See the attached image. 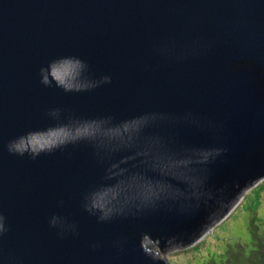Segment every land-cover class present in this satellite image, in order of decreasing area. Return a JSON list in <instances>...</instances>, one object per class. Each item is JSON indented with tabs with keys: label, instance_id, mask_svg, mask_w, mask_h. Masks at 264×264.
<instances>
[{
	"label": "water",
	"instance_id": "water-1",
	"mask_svg": "<svg viewBox=\"0 0 264 264\" xmlns=\"http://www.w3.org/2000/svg\"><path fill=\"white\" fill-rule=\"evenodd\" d=\"M264 178V0H0V264H171Z\"/></svg>",
	"mask_w": 264,
	"mask_h": 264
},
{
	"label": "rangeland",
	"instance_id": "rangeland-1",
	"mask_svg": "<svg viewBox=\"0 0 264 264\" xmlns=\"http://www.w3.org/2000/svg\"><path fill=\"white\" fill-rule=\"evenodd\" d=\"M256 214L259 226H264V178L249 188L228 215L218 222L199 241L188 249L167 253L171 264H204L210 256L223 254L228 245L236 242L251 247L250 217Z\"/></svg>",
	"mask_w": 264,
	"mask_h": 264
},
{
	"label": "trees",
	"instance_id": "trees-1",
	"mask_svg": "<svg viewBox=\"0 0 264 264\" xmlns=\"http://www.w3.org/2000/svg\"><path fill=\"white\" fill-rule=\"evenodd\" d=\"M249 231L251 247L236 242L228 245L223 254L208 257L204 264H264V227L259 226L255 213L250 217Z\"/></svg>",
	"mask_w": 264,
	"mask_h": 264
},
{
	"label": "clouds",
	"instance_id": "clouds-1",
	"mask_svg": "<svg viewBox=\"0 0 264 264\" xmlns=\"http://www.w3.org/2000/svg\"><path fill=\"white\" fill-rule=\"evenodd\" d=\"M262 180H263V179H262ZM262 180H261V181H262Z\"/></svg>",
	"mask_w": 264,
	"mask_h": 264
}]
</instances>
